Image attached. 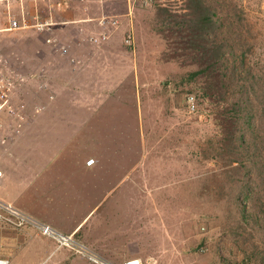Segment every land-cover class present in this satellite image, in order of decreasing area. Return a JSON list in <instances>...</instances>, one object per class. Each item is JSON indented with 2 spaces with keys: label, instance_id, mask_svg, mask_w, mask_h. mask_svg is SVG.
Returning a JSON list of instances; mask_svg holds the SVG:
<instances>
[{
  "label": "rangeland",
  "instance_id": "obj_1",
  "mask_svg": "<svg viewBox=\"0 0 264 264\" xmlns=\"http://www.w3.org/2000/svg\"><path fill=\"white\" fill-rule=\"evenodd\" d=\"M204 3L215 26L192 44L170 35L194 0H0V199L40 221V198L97 206L83 232L114 262L264 264V0ZM84 6L97 29L74 23ZM28 230L0 228V253L51 264Z\"/></svg>",
  "mask_w": 264,
  "mask_h": 264
},
{
  "label": "built area",
  "instance_id": "obj_2",
  "mask_svg": "<svg viewBox=\"0 0 264 264\" xmlns=\"http://www.w3.org/2000/svg\"><path fill=\"white\" fill-rule=\"evenodd\" d=\"M146 5H152L155 0H143ZM118 21H115L113 24H117ZM48 23L37 22L34 27H36L40 31H44L48 28ZM18 24L17 22H12L10 30L17 29ZM102 39H107V37L102 34ZM100 38H92V41H99ZM134 32L131 30L126 38V43L129 47H133L134 45ZM65 49V47L63 48ZM3 60L0 57V63ZM9 88L5 86L3 81L0 79V97L4 98L6 94H8ZM191 100V99H190ZM192 101V100H191ZM192 110H195V105H193ZM89 167L95 165V160L91 159L87 162ZM0 175L2 172L0 171ZM0 228H9L16 231H23L26 229H33L44 237L50 238L57 243V247L59 249H68L79 255L92 264H116L111 263L105 260L103 257L98 255L94 252L87 243L82 242L79 238H77L76 233L66 234L62 233L60 230L55 228L54 226L42 222L31 215H28L20 208L16 207L15 205L3 201L0 199ZM3 264H6L8 261H1ZM0 262V263H1ZM117 264H144L143 260L140 258H131L124 262L117 263Z\"/></svg>",
  "mask_w": 264,
  "mask_h": 264
},
{
  "label": "crops",
  "instance_id": "obj_3",
  "mask_svg": "<svg viewBox=\"0 0 264 264\" xmlns=\"http://www.w3.org/2000/svg\"><path fill=\"white\" fill-rule=\"evenodd\" d=\"M87 10H88L87 6L82 7L81 17H80V15H78V17H80V18L78 20H75L74 23H77V24L84 23V24H86L87 27H90L92 29H94V28L97 29L98 28V24L97 23L93 24L92 22H89L90 20H88V19H91L92 17L89 15V13H87L88 12ZM35 17H36V19H38L39 15L36 14ZM92 21H94V20H92ZM45 22L48 23L49 26H53V23H51L49 21H45ZM42 23H44V22H42ZM130 23H132V21H130ZM47 29H49L48 32H52L53 31L52 28H50V27L47 28ZM84 167L87 169V166L84 165ZM54 178H57V177H54ZM62 178L63 177H61V179ZM32 179H33V177H32ZM42 179H44V178H42ZM79 193H77V194H79ZM83 193L84 192H82V194ZM33 198H35V196H33ZM40 200L42 202H44V203H41V206H40V209H39L40 212H44L45 213L44 219L42 220L43 222L54 226L55 228H57L58 230L66 233V234L76 233L77 234V238L82 239L85 242L87 241L88 243L87 242L86 243L88 245H90V247H92L95 251L93 249L92 250L94 252H96L98 255H100L101 257H103L105 259H107L108 261H110L112 263H116V264L120 263V262H114L111 259H109L107 257H104L102 255L103 254L102 253V251H103L102 245L101 246L99 245L100 242L98 240H94L95 238H94V236L92 235L91 232H89V231L86 232V233L83 232L84 229L87 226V223L85 224L86 220L92 215V213L94 211H96L97 206L92 208L89 211L88 214H86L83 217L79 218L77 210H75L73 212L72 211L68 212V211L64 210L65 207H59L58 208L57 206L51 209L52 205L50 203H48V201L45 202L41 198H40ZM42 207H44L43 210H42ZM19 232H21V233H19ZM29 234H30V231L27 229V230H23V231L11 232L7 236H8V238L10 240L14 241V240H17L16 239L17 235L19 237H22V236H26L27 237ZM36 235L38 236L39 234L36 233ZM44 240H47V242H48V244H46L47 248H45L44 251L48 252V258L52 261L51 264H61L63 262H66V264H72V262H74V261H75L74 264H77L76 263V257H73L74 254L71 253L69 250H68L69 251L68 252L67 250H61L58 247H56V248L52 247V244L50 243L51 241H49L46 238H44ZM20 243H17V244H19L18 247H20L22 244H24V242H20ZM89 243H91V244H89ZM47 249H49V250H47ZM19 250H21V249H19ZM15 251H16V248L14 250H12L11 252H9V254L1 252L0 253V261L4 260V261H8L7 262L8 264H12L13 262L16 261V259L18 258V255H19L18 253H16V255L14 256ZM104 255H106L105 252H104ZM134 257H136V256H133L132 258H134ZM70 258H72V259H70ZM137 258H142V257L141 256H137ZM128 259H129L128 256L124 257L121 262H124V261H126ZM88 262L91 263L90 261H88ZM81 264H88V263L81 262Z\"/></svg>",
  "mask_w": 264,
  "mask_h": 264
},
{
  "label": "trees",
  "instance_id": "obj_4",
  "mask_svg": "<svg viewBox=\"0 0 264 264\" xmlns=\"http://www.w3.org/2000/svg\"><path fill=\"white\" fill-rule=\"evenodd\" d=\"M194 7H190L194 9L190 14H184L183 19L181 22H178V20H170V23H174L173 30L174 32L178 33H172L170 36H178L180 40H186L188 43L196 44L199 43L201 38L207 33H210L212 28L215 26L213 15L211 12V9L209 6H206L204 3V0H194ZM196 6V7H195ZM169 23V24H170ZM180 24V26H179ZM179 26V27H178ZM178 27V28H177ZM180 34V35H179ZM187 43V42H185ZM222 47V46H221ZM221 47L217 46L215 48H212V50L209 51V54L206 53V51H202L204 54H200L204 56V64L206 67L201 66V69L193 73V77H196L200 74H203L205 71L212 70L214 71V66L216 62L220 59V52ZM200 51V53H202ZM217 87L214 89L213 87H209L207 92H205V96H208L209 98L220 100L221 97L219 93H221V85L220 82H216ZM217 89V90H216ZM239 114L240 111L237 110V114H235L232 119H234L236 122L239 120ZM231 124L227 127L228 128V136H230L231 140L229 143L232 142V134L231 130L232 127L237 124L233 120H231ZM229 145V144H228ZM231 145V144H230Z\"/></svg>",
  "mask_w": 264,
  "mask_h": 264
}]
</instances>
